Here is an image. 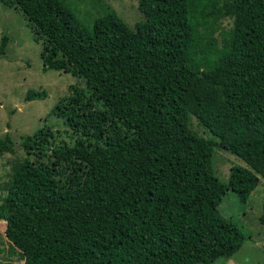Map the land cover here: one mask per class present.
<instances>
[{"label":"trees","instance_id":"trees-1","mask_svg":"<svg viewBox=\"0 0 264 264\" xmlns=\"http://www.w3.org/2000/svg\"><path fill=\"white\" fill-rule=\"evenodd\" d=\"M136 2L130 28L113 10L87 27L61 0H0L41 42V69L90 91L70 85L50 110L78 133L71 145H50L48 126L19 136L0 221L22 264H211L246 238L218 204L228 190L245 202L264 180V0ZM189 114L212 137L192 132ZM13 146L0 137V154ZM215 149L246 166L219 180Z\"/></svg>","mask_w":264,"mask_h":264},{"label":"rangeland","instance_id":"rangeland-1","mask_svg":"<svg viewBox=\"0 0 264 264\" xmlns=\"http://www.w3.org/2000/svg\"><path fill=\"white\" fill-rule=\"evenodd\" d=\"M82 23L90 27L92 21L113 10L128 27L142 20L137 0H61ZM220 29H230L232 18L228 16L217 20ZM218 32V31H217ZM213 35L219 40L220 34ZM5 33L8 41L4 54L0 56V137L8 134L14 143V154H0V201L3 199L15 168L25 156L19 147L20 135L32 134L39 128L48 126L50 145L72 144L79 136L69 128L62 116L50 113L54 104L61 99L65 103L71 95L70 85L80 88L83 98L90 95L81 77L73 76L63 70H42L39 52L41 42L34 40L29 22L20 10L6 7L0 3V37ZM219 42V41H218ZM44 90L43 99L25 101L26 90ZM96 107L101 103L93 101ZM188 127L202 137H212L192 115H188ZM47 130V131H48ZM233 164L246 166L239 158L220 149L212 156V169L215 176L225 182L229 167ZM219 213L232 220L245 235L241 246L228 258L217 257L211 264H264V180L259 177L255 188L245 202H241L231 190L226 191L218 204ZM4 222L0 221V264H22L16 255L7 254V241L3 233Z\"/></svg>","mask_w":264,"mask_h":264}]
</instances>
